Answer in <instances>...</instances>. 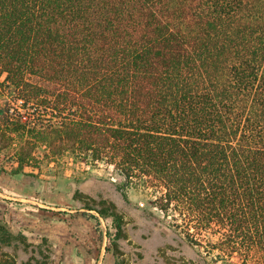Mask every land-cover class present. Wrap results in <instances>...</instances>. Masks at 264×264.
Here are the masks:
<instances>
[{
  "label": "trees",
  "instance_id": "16d2710c",
  "mask_svg": "<svg viewBox=\"0 0 264 264\" xmlns=\"http://www.w3.org/2000/svg\"><path fill=\"white\" fill-rule=\"evenodd\" d=\"M3 159L113 166L215 263L264 264V0H0Z\"/></svg>",
  "mask_w": 264,
  "mask_h": 264
},
{
  "label": "rangeland",
  "instance_id": "374dc122",
  "mask_svg": "<svg viewBox=\"0 0 264 264\" xmlns=\"http://www.w3.org/2000/svg\"><path fill=\"white\" fill-rule=\"evenodd\" d=\"M122 182L106 164L14 173L3 159L0 224L11 240L0 239V256L16 264H217L154 205L150 193L131 187L126 197ZM102 200L117 205L121 227L98 211Z\"/></svg>",
  "mask_w": 264,
  "mask_h": 264
}]
</instances>
